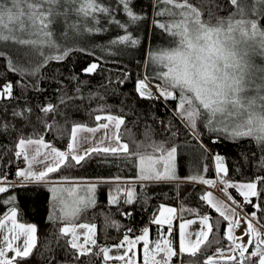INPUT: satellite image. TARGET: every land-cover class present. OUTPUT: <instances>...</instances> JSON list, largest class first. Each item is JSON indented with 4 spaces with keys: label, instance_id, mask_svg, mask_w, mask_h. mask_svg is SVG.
I'll return each mask as SVG.
<instances>
[{
    "label": "trees",
    "instance_id": "obj_1",
    "mask_svg": "<svg viewBox=\"0 0 264 264\" xmlns=\"http://www.w3.org/2000/svg\"><path fill=\"white\" fill-rule=\"evenodd\" d=\"M100 3L110 11L96 13L95 20L86 19L90 29L87 34L79 27L80 21L83 24L85 19L75 13L70 12L67 21L63 16L57 17L51 30L58 48L0 42V87L12 85L11 97L0 99V182L15 179L16 145L21 138H42L50 147L67 152L73 125L96 127V116L111 115L124 119L118 135L131 152L137 151L138 144L148 145L153 141L163 143L167 149L175 147L180 183L135 184L131 188L132 202L125 203L126 193H118L112 183L101 182L139 179L137 158L93 153L79 165L69 157L38 185L6 186V191L0 192V219L15 208L19 220L34 224L37 231L33 252L26 258H17V264H103V255L95 253L102 247L119 244L125 235L136 238L147 227L151 239L155 240L168 232V228L152 223L161 205L176 208L181 220L209 216L213 225L209 239L218 240L219 244H213L196 257L198 264H203L206 256L217 257V247L224 252L228 250L230 241L224 235L227 222L200 199L207 192L206 185L190 181L188 177L201 175L214 180V157H223L227 169V173L221 175L223 179L232 184L257 182V195L249 197V202H245L234 188L227 191L246 216L256 214L253 221L264 230L261 227L264 225V183L258 180L264 177V168L260 166L264 151L252 138L231 139L210 131L204 125V118L197 120L193 132L176 115L177 99H166L154 91L142 97L136 91L138 80L155 86L161 84L155 77L162 65H158V70L151 69L149 57H145L147 40L153 47L162 38L169 39L171 35L158 25L169 23L172 17L167 13L157 14L164 11V6H157L156 0H130L129 8L139 17L135 21L130 19L119 0H100ZM190 3L201 9L203 19H210L212 24L217 22V16L227 17L233 11L228 0H215L220 8L213 6L215 14L209 17L208 0H190ZM257 20L264 27V16ZM73 23L78 25L79 31L68 27ZM128 29H135L132 37L140 44L133 51L128 44L112 43L128 35ZM161 33L164 35L160 36ZM175 46V43L165 44L162 50ZM65 50L68 54L62 59L46 60V57L62 55ZM92 63L97 64L96 70L86 73L84 69ZM12 65L28 71H14ZM37 65L35 75L29 74ZM172 91L174 97L179 96L178 90ZM49 105L54 111L45 113L43 109ZM74 181L100 182L96 190L98 200L77 218L61 219L60 207L53 210L50 185L66 182L69 185ZM113 197L115 202L110 203ZM79 224L95 226L96 245L86 255H79L71 247L70 237L60 232L63 225ZM171 239L175 244V229ZM178 258H173V264H181ZM190 259L188 255L183 256L185 264Z\"/></svg>",
    "mask_w": 264,
    "mask_h": 264
},
{
    "label": "snow or ice",
    "instance_id": "obj_2",
    "mask_svg": "<svg viewBox=\"0 0 264 264\" xmlns=\"http://www.w3.org/2000/svg\"><path fill=\"white\" fill-rule=\"evenodd\" d=\"M124 10L132 21L139 19L129 8L130 0H119ZM157 6L163 5L164 11L158 12V15L167 13L172 20L167 24H159L171 36L178 38L174 41L176 46L168 50H160L150 52L149 62L151 64L162 65L160 71L156 73V79L161 81L157 86L159 96L166 99H177L176 115L183 120L188 127L195 132L196 122L198 119H205V126L210 131L222 133L226 138L241 139L252 138L264 151V67H258L251 61L252 55L264 57V27L258 23L257 17L264 16V0H228L229 6L233 9L227 17L217 16V22L212 24L209 20L203 19V12L190 0H156ZM209 17L215 13L212 11L213 6L220 8L215 0H208ZM108 7L102 6L100 0H0V42L14 41L20 45H31L33 47L47 46L49 48H58L53 40L51 31L52 24L58 16H63L67 21L70 12L75 13L82 19L92 18L95 20L96 13L109 12ZM98 22V21H97ZM119 23V22H116ZM124 28V24H119ZM69 28L79 31L77 24H69ZM90 30V29H86ZM36 37V39H33ZM130 42L135 45L137 41L128 35L119 37L116 43ZM67 50L60 56L46 57L47 59H62L66 56ZM37 68L32 69L29 74L35 75ZM97 64L92 63L84 69L86 73H92L96 70ZM12 70L24 73L28 71L24 68H17L12 65ZM147 83L145 80H138L136 91L143 97L151 95L146 92ZM172 90H178L179 96L174 97ZM7 94L12 95V85L10 83L0 87V97ZM63 102V101H62ZM43 111L48 113L54 111V107L49 105ZM17 114V113H14ZM106 119L115 123L116 129L125 123L123 118L107 116ZM96 120L100 121L101 117L96 116ZM109 125L99 124L97 127H87L82 124H75L71 129V142L68 144V151H58L51 147L50 152L40 157L39 148L36 149L35 155L29 160V165L33 163L44 164V161L51 159V163L44 164V169L38 172L18 171L17 176L25 178L33 177L37 181L45 180L48 173L55 172L64 165L66 161L71 159L77 165L89 157L91 154L134 156L137 158L138 178L140 180H156V181H174L178 177L175 174V153L176 148H165L163 143L151 142L148 145L143 143L137 145V151L131 152L126 143L120 142L118 133L115 136L116 146L103 147V139L96 146L83 148V154L77 152L83 144L89 142L88 136L78 138V133H96L101 128L108 129ZM175 135V133H174ZM30 145H39L49 148L44 140L41 139H23L21 138L16 145L18 149H25ZM150 148L151 151L147 149ZM141 149H144L141 151ZM24 155L28 159L26 152L17 151L16 155ZM216 172L218 177L221 173L226 174L227 169L223 166V157L216 155ZM264 168V159L261 161ZM206 171V169H205ZM190 181L200 182L205 185H214L215 182L206 179L201 175L188 177ZM260 183H264V177L258 178ZM225 191L228 188H237L240 195L244 197L245 202H249L250 196L257 195V182H249L242 185L229 183L226 179L220 178L219 181ZM6 189L0 187V192ZM53 210L60 207L61 219L71 217L75 219L86 210L87 206L93 203L89 196L79 198L76 206L70 211H65L64 193H72L76 191L74 187H53ZM87 191H94V186H89ZM128 199L125 203H131L133 192L127 190ZM210 207L214 208L225 221H228V228L225 231V238L232 242L228 251L232 255H224V249L217 247L216 255L206 256L203 264H264V234L257 230L253 223L247 217L236 218L238 214L234 209L219 199H214L211 192H207L200 197ZM229 200H233L228 195ZM110 203L115 202L113 197ZM233 203L235 201L233 200ZM183 211V209H182ZM195 211V210H191ZM168 215H164V213ZM176 212L174 208H164L161 205V215L154 216L152 223L157 225L169 224L173 214ZM255 213L252 216L255 217ZM16 209L10 210L8 219L12 221L13 228L21 229V233L3 238L6 247H0V264H17V258H26L29 256L33 247H35L34 233L36 231L34 225L19 224L16 221ZM241 219L247 224L245 234L249 237L248 244L254 245L249 250L243 243H236L238 237L233 235V228L239 226ZM196 223L195 220H187L180 224V246L179 252L174 251L172 243L168 240L155 242L154 247H149L147 235L149 229L143 228V235L137 236L136 240H130L127 235L123 240L114 245L119 249L124 242L129 244V249L122 255L111 256L110 249L102 247L96 255H103L105 262L115 259L125 261V264H133L131 259H127L131 246L136 241H144V264H171L175 257L181 258V264H185L184 255H188L191 259L188 264H198L196 257L203 255L207 248L213 244H219L218 240L209 239V234L213 231V225L209 223V216L202 215L199 218L201 225L200 230L195 233L186 232L185 229ZM5 221L0 219V229L4 227ZM75 227L87 228L89 233L95 229L94 225L79 224L73 227H62L61 234L67 235L72 233L73 239L70 241L73 249L79 250V255L91 253V248L86 247L88 244L96 245V240L91 235L84 237V243L78 244L79 239L75 234ZM264 227V225H261ZM131 231V230H130ZM171 232L172 228L169 227ZM24 235L22 248L14 246L12 241ZM195 236V239L189 237ZM11 250L15 255L9 259L6 252ZM239 257V259H237ZM79 258V256L77 257Z\"/></svg>",
    "mask_w": 264,
    "mask_h": 264
},
{
    "label": "rangeland",
    "instance_id": "obj_3",
    "mask_svg": "<svg viewBox=\"0 0 264 264\" xmlns=\"http://www.w3.org/2000/svg\"><path fill=\"white\" fill-rule=\"evenodd\" d=\"M82 19V18H81ZM80 19V20H81ZM79 27H81V31L84 33V34H87L88 33V22L85 20L82 24V20L80 21L79 23ZM52 31V30H51ZM133 31H135V29H132L130 31V29H128V36H130L132 39V34H133ZM164 33H161L160 36H163ZM33 39H36V37H33ZM178 38H175L173 36H170L169 39L167 38H162L160 42H155V44L153 45V47L150 46L149 44V40H147V44H146V50H145V57L148 59L149 57V54L150 52H155V51H160L162 50L163 46L165 44H171V43H174L175 40H177ZM124 44H128L129 46V49L131 51L134 50V47H137L139 46L140 44H135V45H132L130 42H125ZM174 48V47H173ZM251 61L254 65L258 66V67H264V57H261L259 55H252L251 57ZM150 65V68L151 69H155V70H158L159 66L157 64H151L149 63ZM147 83V87L148 89H150L151 91H154L156 92V94L159 95L158 93V89H157V86L153 85V84H150L146 81ZM9 97L7 94H5L4 96L0 97V99L2 98H7ZM162 97V96H161ZM98 125V124H97ZM204 125H205V120H204ZM121 127V126H120ZM88 147H92V144H84L83 146H81V148H78L77 149V152L78 151H82L83 148H88ZM223 163V162H222ZM223 166L226 168L225 164L223 163ZM214 168H215V173L217 174L216 172V161L214 159ZM224 173H221V175H223ZM81 181H74V183H80ZM83 182V181H82ZM84 182H94V181H84ZM73 183V184H74ZM94 183H97V182H94ZM102 183H112L115 186L116 188V191L118 193H126L127 190H131L132 186L135 185V184H144V183H161V182H156V180H140V179H135V180H123V179H115V180H107V181H102ZM179 183V181L177 182ZM242 184H246V183H242ZM72 184L70 183L69 186H71ZM0 187H4L5 186H0ZM51 191V190H50ZM132 191V190H131ZM77 196L78 193H77V189L76 191L73 192L72 194V197L74 196ZM117 195V193H116ZM85 196H89L91 197L92 200H94V198L96 197V201L98 200V197H99V194H98V191H96L95 195L93 194L92 196L89 195V193H84L82 195V198L85 197ZM251 197V196H250ZM51 198L53 200V192L51 191ZM67 198H70V199H67ZM64 199H67V201H70L72 200V203L70 202L71 206L69 207V210L70 211L72 208H74V203L76 202V199L75 198H71L70 197V194H67L66 192L64 193ZM226 200L228 202H230L232 205H235V203H233V200H229L228 199V195L226 196ZM95 201V202H96ZM94 202V203H95ZM229 209H234L233 206H230L228 203H226L225 201H223ZM93 203V204H94ZM239 206L236 204V208L234 209L235 212L237 213V208ZM164 208H173V207H169V206H164ZM212 208V207H211ZM175 209V208H174ZM214 209V208H212ZM215 210V209H214ZM216 211V210H215ZM217 212V211H216ZM16 213H17V216H16V221L17 223L19 224H25L23 222H21L19 219L20 217L18 218V210L16 209ZM243 213V212H242ZM238 214V213H237ZM161 215V208H160V211L158 213L157 216H160ZM164 215H168L166 212L164 213ZM244 216H241V218L243 217H247L248 220H250L254 227L259 230L262 234H264V230L262 228H260L254 221H253V216L250 215V216H246L244 213H243ZM8 216H10V212L4 216L2 219L5 221V224H4V227L2 229H0V247H6V245L4 244L3 242V238L5 236H8L9 238L12 237V236H16L18 234L21 233V229L19 228H13V225H12V221L10 219H8ZM71 218V217H69ZM199 218L200 217H197V218H192V219H185V220H181L178 216V211L176 209V212L173 214L172 216V220H171V225L169 224H165L167 225V227H171L172 230L175 229V232H176V239H175V244H173V241L171 239V234H172V231L171 232H167L166 234L163 233V234H160L159 238L158 239H155V240H152L149 233L147 235V240L149 241V247L152 248L154 247L155 245V242L157 241H160L161 243L164 241V240H168L172 243V246H173V249L174 251L176 252H179V246H180V224L184 221H187V220H195L196 223L194 224H191L189 225L185 231L186 232H189V233H195L196 231L200 230L201 228V225L199 223ZM237 217H234V219H236ZM227 222V228H228V221ZM210 223V221H209ZM25 225H28V224H25ZM30 225H34V224H30ZM35 226V225H34ZM73 226H78V225H63L62 227H73ZM61 227V228H62ZM163 228V227H161ZM226 228V230H227ZM246 228H247V224L245 223L244 219H241V222L239 224V226L237 227H234L233 228V235L235 237H238L240 239H237L235 242L236 243H243L244 245L247 246V248L249 250H251L254 245H250L248 244V239L249 237L245 234L246 232ZM35 229H36V226H35ZM36 233L37 231H35L34 233V237H35V246H36V242H37V236H36ZM75 234L76 236L79 237V239L76 241L78 244H83L84 243V237L86 235H91L94 239H95V231H93L92 233H89L88 229L87 228H79V227H75ZM69 237H70V241L73 239V235L71 232H69V234H67ZM26 237L24 235H20V238L17 239V240H13L12 243L14 246H20L22 248L23 246V241ZM130 240H133L135 241L136 238H129ZM189 239H192L194 240L195 239V236H191L189 237ZM232 244V242L230 241V245ZM86 247L88 248H93L94 245L92 244H88L86 245ZM129 244L127 242H124L123 246L119 249L115 248L114 246H108L107 248L110 249V255L111 256H119V255H122L124 254L128 249H129ZM35 247L32 248L30 254L33 252ZM78 252L79 250L76 249ZM29 254V255H30ZM233 253H230L228 250L224 252V255L227 256V255H232ZM15 255V253L11 250H8L6 252V257L11 259L13 256ZM144 257H145V250H144V241H136L134 245L131 246V251L128 253V256L126 257V260L127 259H131L133 261V264H144ZM178 258V257H177ZM179 259V258H178ZM214 259H219V257L217 256L216 258ZM237 259H239V257H237ZM102 263L103 264H125V261H120V260H115V259H112V260H109L107 262H105L104 260H102ZM171 264H173V261H171Z\"/></svg>",
    "mask_w": 264,
    "mask_h": 264
},
{
    "label": "crops",
    "instance_id": "obj_4",
    "mask_svg": "<svg viewBox=\"0 0 264 264\" xmlns=\"http://www.w3.org/2000/svg\"><path fill=\"white\" fill-rule=\"evenodd\" d=\"M107 116H109V115H106V116H100L101 117V120L100 121H98V125L99 124H105V123H107L108 125H109V127H108V129H104V128H101L98 132H96V133H87V132H80V133H78V138H80V137H83V136H88L89 137V142L87 143V145L90 143V144H92V146H96L97 144H99L100 143V141L103 139V144L101 145V146H103V147H108V146H116V139H115V136H116V134L119 132V129H116V127H115V123L114 122H110V121H108L107 119H106V117ZM97 125V126H98ZM96 126V127H97ZM70 142H71V139H70ZM121 142V141H120ZM121 143H123V142H121ZM84 145V144H83ZM82 145V146H83ZM37 148H39V151H40V157H37V159H40L41 157H43V155L45 154V153H48V152H50V148L51 147H49V148H44V147H42V146H39V145H30V146H27L25 149H18L17 148V150L18 151H23V152H26L27 153V155H28V159L26 160L25 159V156L22 154V155H20L22 158H23V160H24V162H25V167L24 168H22V169H18L17 170V172L18 171H25V172H27V171H32V172H38V171H41V170H45L44 169V164H47V163H51L52 161H51V159H49V160H46V161H44V164H38V163H33L31 166L29 165V160H31V158H32V156L33 155H35V152H36V149ZM78 153L79 154H83V152H81V151H78ZM175 174H176V176H177V171H176V156H175ZM216 174V173H215ZM220 178H221V176H219L218 177V175L216 174V177H215V179L213 180L214 182H218L219 184H221L219 181H220ZM179 181V183H180V180H174V181H156V182H161V183H175V184H178L177 182ZM40 183H42V182H40V181H37V180H35L33 177H28V178H25V177H23V176H17V174H16V184L17 185H25V184H35V185H38V184H40ZM68 182H66V183H59V184H52V185H50V190L53 188V187H60V188H65V187H74L75 189H77V193H78V195L76 196H74V197H72V194H73V192L72 193H68V192H66L67 194H70V197L71 198H75L76 199V202L73 204L74 205V207L76 206V203H77V200L79 199V198H82V195L84 194V193H89L88 191H87V189H88V187L89 186H94V191H92L91 193H89V195L90 196H92L93 194L95 195V193H96V190H97V185H99L100 184V182H97V183H94V182H80V183H74V182H71V186H69L68 184H67ZM74 183V184H73ZM235 185H242V183H236ZM213 185H206V188L208 189V188H211ZM221 186L223 187V185L221 184ZM235 190H236V192L238 193V194H240V191H238L237 190V188H235V187H233ZM228 190V189H227ZM207 192H210L209 190H207ZM206 192V193H207ZM212 193V192H211ZM227 195H229L228 194V191H223V192H220V191H217V193L215 194V193H212V196H213V198L214 199H219V200H221V201H225L226 203H228L230 206H233V208L235 209L236 208V203H235V205H232L230 202H228L227 200H226V196ZM243 197V196H242ZM67 199H70V198H67ZM67 199H65V211H68L69 210V207L71 206V204H70V202L72 203V200H70V201H67ZM96 201V197L94 198V200H93V203ZM93 203H91V204H89L88 206H90V205H92ZM176 209V208H175ZM218 213V212H217ZM219 214V213H218ZM220 215V214H219ZM237 218H239L238 216H237ZM154 224V223H153ZM154 225H156V226H158V227H166V228H168L167 227V225H165V224H163V225H157V224H154ZM142 235H143V233H142Z\"/></svg>",
    "mask_w": 264,
    "mask_h": 264
},
{
    "label": "built area",
    "instance_id": "obj_5",
    "mask_svg": "<svg viewBox=\"0 0 264 264\" xmlns=\"http://www.w3.org/2000/svg\"><path fill=\"white\" fill-rule=\"evenodd\" d=\"M24 167H25V162H24L23 158L21 156H18L17 160H16L15 168L18 170V169H22ZM8 172H9V170L6 171V173H8ZM11 185H17L16 184V176H15V179L12 181L4 180V181L0 182V186H11ZM219 185L220 184L218 182H215V184L211 188H209L208 190L212 193H215V194L217 193V191L223 192V191H221V189L223 187L221 185L220 186ZM237 213H238L239 218H241V216H244L240 207L237 208Z\"/></svg>",
    "mask_w": 264,
    "mask_h": 264
},
{
    "label": "water",
    "instance_id": "obj_6",
    "mask_svg": "<svg viewBox=\"0 0 264 264\" xmlns=\"http://www.w3.org/2000/svg\"><path fill=\"white\" fill-rule=\"evenodd\" d=\"M146 92H148V93H149V92H150V90L146 88Z\"/></svg>",
    "mask_w": 264,
    "mask_h": 264
}]
</instances>
